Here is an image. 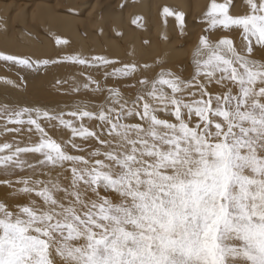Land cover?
<instances>
[{
  "label": "snow or ice",
  "instance_id": "obj_1",
  "mask_svg": "<svg viewBox=\"0 0 264 264\" xmlns=\"http://www.w3.org/2000/svg\"><path fill=\"white\" fill-rule=\"evenodd\" d=\"M245 3L209 0L179 74L0 52L80 77L56 81L63 107H0V264H264V0Z\"/></svg>",
  "mask_w": 264,
  "mask_h": 264
},
{
  "label": "bare ground",
  "instance_id": "obj_2",
  "mask_svg": "<svg viewBox=\"0 0 264 264\" xmlns=\"http://www.w3.org/2000/svg\"><path fill=\"white\" fill-rule=\"evenodd\" d=\"M19 1L17 8L8 14L9 9L17 3L14 0H0V25L5 26L9 34L4 40V46H0L2 53L34 58L33 60L37 58L33 56L34 54L52 49L51 59L82 54L103 55L123 61L126 55H130L129 61H135L138 64L146 63L157 71L160 66L169 69L176 63L179 73L184 72L191 58V55H185L186 49L181 46L182 41L187 40L195 46L204 28L200 20L198 22L193 16H187L188 27H184L182 31L173 16L162 15L163 9L167 7L175 12L189 10L194 13L199 8L200 11L206 12L209 4V0H187V2L183 0H60L63 7L58 5L57 10L58 7L54 6L57 8L52 11L50 7L44 6L42 2L37 3L36 0H30L29 3L28 0ZM100 1L104 2L103 6ZM55 2L57 3L58 0ZM232 2L235 5L232 9L234 14L247 10L243 0H232ZM64 7L67 9L65 10ZM134 20L137 23H133ZM48 31L49 37L45 35ZM57 37L69 43L58 46L55 43ZM70 67L78 68V66L64 63L55 66L49 64L37 72L40 75L37 77L30 70L0 61V101L6 97L12 100L16 94L22 96V89L19 90L20 85L13 87L5 83L7 80L15 83L18 81L20 84L26 82L27 85L33 86L40 77L51 74L54 68L59 71L58 69ZM42 72L44 74H41ZM96 75L102 79V73ZM16 98L25 105H40L39 102L35 103L34 100L30 101L26 98L25 100L24 97ZM64 105L55 106L63 107Z\"/></svg>",
  "mask_w": 264,
  "mask_h": 264
},
{
  "label": "rangeland",
  "instance_id": "obj_3",
  "mask_svg": "<svg viewBox=\"0 0 264 264\" xmlns=\"http://www.w3.org/2000/svg\"><path fill=\"white\" fill-rule=\"evenodd\" d=\"M17 4L16 5H13V7L11 9H9L8 11V14L11 13V11L14 9V8H17V5L18 3H20L19 0H14ZM22 1H25V0H22ZM30 0H28L27 2L29 3ZM56 0H36L37 3H40L42 2V4L44 6H47L48 8L50 7L52 11H54L55 8L62 6L63 4H60V0H58V4L55 2ZM184 2H187V0H183ZM243 4L245 7H247V5L245 4V0H243ZM10 3V2H9ZM100 4L101 6H103L102 4H104L103 1H100ZM54 6H57V7H54ZM59 7L57 8V10L59 9ZM63 7V6H62ZM61 9V8H60ZM64 9L66 10L67 7ZM62 10V9H61ZM180 13H183L184 14V17H185V27H188L187 25V22H188V19H187V16H193L198 22L200 20V23L202 24L203 28H205L204 24L202 23V17L204 16L205 14V11H200L199 8H197V10L191 12V11H185V12H181L179 11ZM202 12V13H200ZM80 17V16H79ZM187 21V22H186ZM197 23V22H196ZM198 24V23H197ZM204 32V31H203ZM201 33V34H204V33ZM45 35L47 37H49V31L48 32H45ZM9 36V34L6 32V27L5 26H2L0 25V46H4V40L5 38H7ZM122 36V34L120 35ZM194 44L191 42L189 43L187 40H184L182 41V44L181 46H184L183 49H186V53L185 55L186 56H189L191 55V52L194 48L193 46ZM186 46V47H185ZM4 48H7V47H4ZM259 54V55H257ZM254 52V56H256L255 58L258 59V60H262L264 58V51H258L257 50ZM53 55V49L50 50V51H43V52H40V53H37V54H34L33 56L34 57H37L40 59L42 58H51V56ZM36 58V59H37ZM131 58L130 55H126L125 58L123 59V61H129ZM34 59V58H33ZM52 66H55L56 64H51ZM174 66L170 67L169 69H171L173 72L175 73H178V68L176 66V63L173 64ZM44 70V69H43ZM59 71L60 70H64L63 72H59L57 71L55 68H54V71L47 75L46 77H40L37 82L33 85V86H29L27 85V83L25 82L24 84H20L18 83V81H16V85H20L19 87H21L19 90L22 89V96L20 97V95L16 94L14 95L15 98H4L3 100L0 101V107H2L4 104H9V105H14V104H18V105H25V104H22L21 100H18V98H16L17 96L19 98H23V99H29L30 101L34 100V102L36 103H40V105H51V106H55L57 104H66V103H71V99L69 98V96H67L65 93V90L67 89V85H64L63 87L61 86H57L56 85V81L59 79V80H69V82L71 83L73 79L75 80H78L80 79L79 77V67H70L68 69L64 68V69H58ZM46 72V70H45ZM34 73L37 77H39L40 75L37 74V72H32ZM41 74H44V72H42ZM29 75V74H28ZM77 75V76H76ZM30 76V75H29ZM25 79V78H24ZM40 84V85H39ZM42 85V86H41ZM58 87L61 88L60 91H58ZM123 90H124V93H125V96L127 98H133L134 97V94H135V89L131 88V87H128L127 85H123L122 86ZM6 89V88H5ZM8 89H10V87H8ZM31 89V90H30ZM63 89V90H62ZM29 90V91H28ZM63 92H62V91ZM18 91V89H17ZM28 91V92H27ZM58 91V92H57ZM19 92V91H18ZM26 95V96H25ZM49 95V96H48ZM54 95V96H53ZM56 95V96H55ZM59 97V98H57ZM25 99V100H26ZM67 99V100H66ZM25 100L24 103H25ZM21 101V102H20ZM71 101V102H70ZM3 102V103H2ZM19 102V103H18ZM42 103V104H41ZM56 138V137H54ZM6 198V192L5 190L0 187V199H5Z\"/></svg>",
  "mask_w": 264,
  "mask_h": 264
}]
</instances>
